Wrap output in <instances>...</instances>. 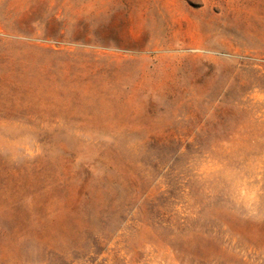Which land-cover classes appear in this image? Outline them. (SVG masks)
I'll return each mask as SVG.
<instances>
[{
    "label": "rangeland",
    "instance_id": "rangeland-1",
    "mask_svg": "<svg viewBox=\"0 0 264 264\" xmlns=\"http://www.w3.org/2000/svg\"><path fill=\"white\" fill-rule=\"evenodd\" d=\"M0 264H264V0H0Z\"/></svg>",
    "mask_w": 264,
    "mask_h": 264
}]
</instances>
